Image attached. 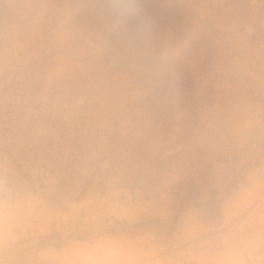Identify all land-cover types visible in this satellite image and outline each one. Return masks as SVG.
<instances>
[{
  "label": "clouds",
  "instance_id": "9594fccd",
  "mask_svg": "<svg viewBox=\"0 0 264 264\" xmlns=\"http://www.w3.org/2000/svg\"><path fill=\"white\" fill-rule=\"evenodd\" d=\"M0 264H264V0H0Z\"/></svg>",
  "mask_w": 264,
  "mask_h": 264
}]
</instances>
